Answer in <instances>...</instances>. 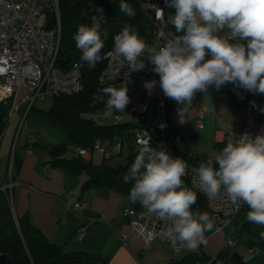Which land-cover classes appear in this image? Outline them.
Segmentation results:
<instances>
[{
	"label": "clouds",
	"instance_id": "9594fccd",
	"mask_svg": "<svg viewBox=\"0 0 264 264\" xmlns=\"http://www.w3.org/2000/svg\"><path fill=\"white\" fill-rule=\"evenodd\" d=\"M165 3L175 8L171 23L176 34L158 50H149L131 25L123 27L108 53L118 63V71L125 64L130 71L143 70L146 65L141 58L150 51L147 59L160 77L163 94L180 104L191 103L197 91L207 93L210 85L219 89L226 83L238 82L249 91L264 94V0ZM119 8L128 17L136 15L124 0ZM99 27L98 23L82 24L74 36L76 47L82 50L81 60L90 68L102 59L104 39ZM155 85L156 81H146L144 87L151 94ZM102 91L108 97L109 109L124 112L130 103L126 84L110 85ZM186 168L185 161L157 150L146 139L123 179L134 182L128 194L130 202H140L165 222L161 234L172 247L179 243L196 250L206 243L205 232L214 228V219L208 212L192 211L197 195L182 179ZM193 172L200 189L210 198L219 196L223 189L234 206L248 205L249 222L264 226V134L254 138L248 133L240 135Z\"/></svg>",
	"mask_w": 264,
	"mask_h": 264
},
{
	"label": "crops",
	"instance_id": "0c3cea01",
	"mask_svg": "<svg viewBox=\"0 0 264 264\" xmlns=\"http://www.w3.org/2000/svg\"><path fill=\"white\" fill-rule=\"evenodd\" d=\"M24 94V90H20L18 95L0 101V186L5 183L12 152L22 159L16 172L20 185L15 191L12 211L16 222L27 215L48 239L62 245L65 251L98 253L106 257L109 264H171L191 253L208 256L212 264H264V235L261 234L264 233V226L247 220L249 207L232 225L224 228L225 236L237 239L233 248L223 245L224 235L215 227L205 232V244L196 250L185 247L180 253H176L167 242L154 240L146 244L136 237L122 211L127 206H136L137 202H130L129 193L125 191L111 189L103 193L95 186L84 187L88 180L84 170L54 164L50 155L54 146L68 144L67 151L62 155L67 159L78 157L77 146L72 141H63V128L38 111L43 110L42 105L35 104L29 108V104L22 102ZM247 99L248 95L233 83H226L219 89L210 85L207 93L199 92L189 124L183 127L197 135L193 144L183 138L190 148L186 153L213 158L226 145L228 132L240 135L247 116ZM13 104L18 107L9 117L7 109ZM198 112L204 116L202 129L196 126ZM107 141L115 144L118 138L101 142L104 144ZM125 144L128 153L124 155ZM139 150L140 147L133 146L130 140L123 139L121 151L111 158L107 159L101 150L95 149L90 158L84 160L96 167L105 162L119 167L131 162ZM71 197H77L81 202V206L74 211H69ZM4 207H9V203L6 194L0 190V225ZM195 210L199 213L198 209ZM83 226H86V232L79 236L78 230ZM254 247H260L262 251L257 254L251 252Z\"/></svg>",
	"mask_w": 264,
	"mask_h": 264
},
{
	"label": "built area",
	"instance_id": "2783aa9c",
	"mask_svg": "<svg viewBox=\"0 0 264 264\" xmlns=\"http://www.w3.org/2000/svg\"><path fill=\"white\" fill-rule=\"evenodd\" d=\"M142 6L149 12L152 29L145 33L139 32V36L146 42L148 49H159L171 38L169 26L172 16L166 12L164 0H142ZM159 9H162L161 12ZM55 10L57 24L53 27L47 26L48 11ZM130 24H125L123 27ZM61 44V21L59 15V0H0V101L11 96H16L20 90H24L22 102L29 104V108L40 101H45L48 96H74L79 94L83 88V65L74 62L68 69L56 65V60ZM113 49L105 53L106 66L98 78L101 89L113 85L128 88L130 103L124 112L109 109L106 105L107 95L101 93L94 96L93 107L82 110L78 117L83 121L94 124L112 122L115 125L125 124L129 128L126 139L133 146L141 147L146 139L157 150L163 149L172 158L185 161L186 175L182 178L185 186L199 194L205 202L204 211L208 212L214 219V227L217 232L224 235V246L233 248L237 239L233 236H225L224 228L232 225L240 214L248 207L241 203L239 207L234 206L221 190L216 198H210L202 191L196 180L193 169L198 167L185 159L177 148V137L172 133L170 116H174L179 126L185 127L189 124L190 113L195 107L200 91H197L191 103L182 104L165 97L159 85L160 77L153 71V65L148 60L150 51H146L141 58L146 67L139 71H130L127 64L118 71V63L108 55ZM118 71V72H117ZM146 81H156L151 94L144 87ZM239 90L248 95L246 102L247 116L243 131L253 138L257 134H264V94L249 91L238 82L235 84ZM18 105L8 107L7 114L10 116L16 111ZM204 116L201 112L196 114V126L202 129ZM240 135L233 132L226 134L225 144L238 139ZM123 138L111 144L109 141L103 144L96 141L93 147H76V156L88 160L91 153L97 149L101 150L107 159L113 154L121 151ZM1 172V158H0ZM20 183L16 180L15 154L12 152L11 161L4 185L0 186L7 197L9 207L13 211L15 202V191ZM74 211L81 206L77 197H71ZM122 215L130 222L134 235L146 244L154 240H160L170 244L169 240L161 234L166 227L164 221L150 214L147 209L137 202L136 206H127ZM86 232V226L78 230L79 236ZM171 245V244H170ZM176 253L182 252L185 247L177 243L172 247ZM262 251L260 247H254L251 252L257 254Z\"/></svg>",
	"mask_w": 264,
	"mask_h": 264
},
{
	"label": "trees",
	"instance_id": "16d2710c",
	"mask_svg": "<svg viewBox=\"0 0 264 264\" xmlns=\"http://www.w3.org/2000/svg\"><path fill=\"white\" fill-rule=\"evenodd\" d=\"M124 2L134 9L136 13L134 17H128L120 11L121 0H59L62 35L56 65L68 69L72 63L80 62L83 65L84 88L74 96L54 97L48 110L38 111L52 123L63 127L76 146L93 147L96 141L114 140L119 137L126 139L129 127L125 124L111 126L94 124L78 117L80 111L93 107L94 96L101 93L98 78L106 66L105 53L114 46V36L125 24L134 26L141 33L153 27L149 12L142 6V0H124ZM166 12L172 16L175 14V8L166 4ZM57 18L55 10L48 11L47 26H56ZM93 23H98L100 26L99 31L101 38L104 39V47L101 50V61L94 68H90L87 62L81 60L82 50L76 47L74 36L80 25L92 26ZM169 32L171 35L176 34L172 24L169 26ZM170 122L172 133L176 137L182 136L191 144L196 142L197 135L192 130L179 126L172 115ZM67 148L66 143L54 146L50 150L52 162L84 170L88 174L84 187L95 186L102 189L103 193L111 189L129 193L132 181L125 183L123 178L128 173L131 163H134L135 157H132L131 162L124 166L113 167L105 162L96 167L80 157L71 159L62 157ZM180 153L197 166L209 159L198 153L192 155L181 151ZM21 163L22 159L16 155V172ZM214 166L218 167V165ZM196 195L197 200L192 208L204 211V199L199 194L196 193ZM0 254L7 255L11 264H109L108 259L98 253L82 250L65 251L62 245L48 239L27 215L18 218L16 222L10 207H4L2 210ZM171 264H212V262L206 255L191 253Z\"/></svg>",
	"mask_w": 264,
	"mask_h": 264
},
{
	"label": "rangeland",
	"instance_id": "374dc122",
	"mask_svg": "<svg viewBox=\"0 0 264 264\" xmlns=\"http://www.w3.org/2000/svg\"><path fill=\"white\" fill-rule=\"evenodd\" d=\"M61 35H62V26H61ZM244 97L246 98V96H244ZM53 98L54 97L48 96L45 101H40V102L36 103V106L42 105V107H44V108H42L43 110L46 109V108H49L50 105H52V103H53ZM102 125H110L111 126V125H114V123L107 121V122L102 123ZM62 131L64 132V136H62V138L64 140L63 139L62 140L63 141H67L68 143H70L71 142V139H70L67 131L64 128L62 129ZM176 145H177V148H178L179 151H184V152H189L190 151L189 144L182 138V136H179V137L177 136V143H176ZM125 153L126 154L128 153L127 145L124 148V155H125ZM192 211L193 212H196V210L194 208H192Z\"/></svg>",
	"mask_w": 264,
	"mask_h": 264
},
{
	"label": "water",
	"instance_id": "95a60500",
	"mask_svg": "<svg viewBox=\"0 0 264 264\" xmlns=\"http://www.w3.org/2000/svg\"><path fill=\"white\" fill-rule=\"evenodd\" d=\"M0 264H11V261L5 254H0Z\"/></svg>",
	"mask_w": 264,
	"mask_h": 264
}]
</instances>
